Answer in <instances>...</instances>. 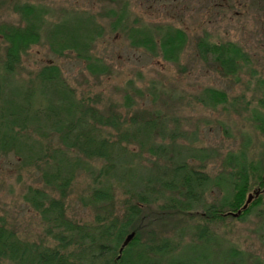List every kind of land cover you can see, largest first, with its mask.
Masks as SVG:
<instances>
[{
	"label": "rangeland",
	"instance_id": "374dc122",
	"mask_svg": "<svg viewBox=\"0 0 264 264\" xmlns=\"http://www.w3.org/2000/svg\"><path fill=\"white\" fill-rule=\"evenodd\" d=\"M24 4L42 13L41 41L22 55L20 66L9 74L3 65L7 44L0 34L1 104L11 102L22 88L38 87V73L47 65H56L75 100L86 99L106 114L113 106L128 121L142 113H159L164 119V134L153 137L154 146L164 151L154 154L149 144L143 150L131 145L124 167L110 174L100 173L105 161L69 152L75 170L65 200L66 217L86 224L97 215H123L126 191H141L149 183L156 199L144 207L139 224L143 241L154 235L168 241L171 254L159 257L160 264L177 259L189 264L203 256L211 264H226L232 249L242 252L247 264L256 259L264 262V203L244 219L227 218L208 226L202 222L205 210L222 199L223 188L206 186L201 201L189 213L162 208L169 198L178 196L163 182L174 179L173 168L180 162L200 166L201 172L214 179L224 173L230 152H244L255 162L264 160V135L257 129V118H264V0H0V29L24 25L14 9ZM111 11L125 12L123 22H116ZM88 18L97 27L90 60L105 71L96 76L77 52L57 54L51 40L56 26ZM133 28L152 31L155 36L156 31L168 28L185 31L188 41L179 62L133 46L128 35ZM202 40L238 45L246 58L238 72L229 76L212 60L202 61L197 48ZM211 89L223 93L226 101L214 105L208 93ZM48 96L37 107L58 100L57 96L47 101ZM44 124L16 126L23 137L21 147L0 153V217L19 238L30 242L44 239L45 223L27 193L30 188L46 187L41 176L54 171L60 155L56 152L64 151ZM104 135L116 137L111 128ZM104 187H111L113 201L95 203L93 190ZM203 227L210 232L207 249H202L199 239ZM204 250L209 253L201 256Z\"/></svg>",
	"mask_w": 264,
	"mask_h": 264
},
{
	"label": "trees",
	"instance_id": "16d2710c",
	"mask_svg": "<svg viewBox=\"0 0 264 264\" xmlns=\"http://www.w3.org/2000/svg\"><path fill=\"white\" fill-rule=\"evenodd\" d=\"M14 9L24 25H4L0 29L7 44L3 65L9 74L20 66L22 55L41 41L43 23L41 11L34 5H16ZM110 14L116 16V22L122 23L125 19V12L111 11ZM95 31L97 27L90 18L58 25L51 33L53 50L57 54L67 50L77 52L79 57L88 61L87 69L91 74L100 75L105 71L99 64L91 62L89 56ZM156 33L155 36L152 31L133 28L128 35L133 46L142 47L153 55L160 52L166 61L178 63L187 45L186 32L168 28ZM197 48L202 61L212 60L229 76L235 75L240 63L246 59L243 50L233 43L214 44L202 40ZM38 79V87L22 88L11 102H0V153L8 154L21 147L23 137L16 126L27 128L29 122H37V128L45 127L46 123L48 130L60 140L64 151L56 152L60 154L57 161L52 156L56 161L54 171L44 172L41 176L46 189L30 188L27 193V200L45 223L44 239L40 242L22 240L7 220L0 217V264H160L159 257L171 254L168 241L155 235L143 241V228L139 224L144 207L154 204L156 199L149 183L141 191H126L123 215H97L92 223L81 224L67 218L65 200L72 187L75 170V165L70 163L69 152L76 151L85 158L105 161L106 167L100 173L110 174L123 165L131 145H138L143 150L149 144V151L154 154L164 151V147L153 144L154 136L164 134L163 116L142 113L128 121L113 106L106 114L86 99L75 100L56 65L45 66L38 73ZM48 93L47 101L57 96L58 100L49 102L46 107H37ZM208 93L214 105L226 101L221 92L211 89ZM126 100L131 102L130 97ZM257 123V129L264 135V118H257ZM109 128L115 131V139L104 135ZM42 157L44 155L40 159ZM223 165L224 173L214 179L201 172L200 166L184 161L174 166V179L164 181L163 185L178 196L169 198L162 208L189 213L201 201L206 186H215L223 188L225 195L206 208L202 222L207 226L233 218L230 213L241 211L237 218L241 220L257 212L264 203V160L255 162L244 152H230ZM250 196L252 201L248 203ZM113 199L111 187L93 190L95 203H107ZM207 231L208 227H203L199 234L202 249L208 248L206 244L211 239ZM133 232L134 238L126 243ZM208 253L204 250L201 256ZM243 258L242 252L232 249L226 264H247ZM171 264L186 263L177 259ZM189 264L211 262L203 256L198 262L191 260ZM251 264L264 262L256 259Z\"/></svg>",
	"mask_w": 264,
	"mask_h": 264
},
{
	"label": "water",
	"instance_id": "95a60500",
	"mask_svg": "<svg viewBox=\"0 0 264 264\" xmlns=\"http://www.w3.org/2000/svg\"><path fill=\"white\" fill-rule=\"evenodd\" d=\"M252 201V196H250V199L248 200V203H250ZM248 205V204H247ZM247 205L245 206V208L247 207ZM241 214V211H239L238 213H230V215H232L235 218H238L239 215ZM135 234L131 233L127 239H126V243H129L132 241V239L134 238ZM122 251V250H121Z\"/></svg>",
	"mask_w": 264,
	"mask_h": 264
}]
</instances>
